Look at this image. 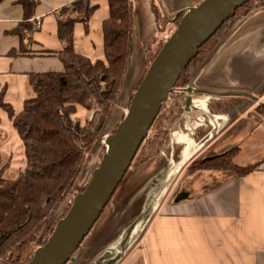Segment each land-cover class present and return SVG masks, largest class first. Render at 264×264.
<instances>
[{
    "label": "crops",
    "instance_id": "crops-1",
    "mask_svg": "<svg viewBox=\"0 0 264 264\" xmlns=\"http://www.w3.org/2000/svg\"><path fill=\"white\" fill-rule=\"evenodd\" d=\"M34 1L30 21L35 28L29 46L33 55L9 56L21 44L11 31L23 20V10L17 0H0V91L16 114L33 95L28 73L63 70L55 54L41 53L62 49L57 18L64 16L62 8L76 0ZM129 1L133 33L119 93L123 104L130 102L148 68L155 43L165 42L178 14L201 0H157L159 7L152 0ZM89 2L96 9L87 32L82 23L74 24L73 47L91 60L104 59L101 24L107 4L105 0ZM153 5L160 14L159 8L163 11L162 28ZM182 90V101L189 97L190 104L187 109L183 105L158 154L127 176L108 202L105 219L93 225L68 264H90L104 249L124 250L111 264H264V6L229 32L204 63L193 69ZM115 111L113 116L120 107ZM233 148L237 149L233 163L253 166V170L243 175L187 172L192 162ZM2 154L10 171L4 176L15 177L25 165L24 148L7 113L0 109ZM181 171L176 190L157 191L163 176L174 181ZM204 177L211 181L199 182ZM198 183H203L200 189ZM180 194L184 197L176 199Z\"/></svg>",
    "mask_w": 264,
    "mask_h": 264
},
{
    "label": "trees",
    "instance_id": "trees-1",
    "mask_svg": "<svg viewBox=\"0 0 264 264\" xmlns=\"http://www.w3.org/2000/svg\"><path fill=\"white\" fill-rule=\"evenodd\" d=\"M105 1L107 16L101 24L104 59L91 60L74 50V24L82 23L87 32L89 19L96 9L89 0H76L71 6L62 8L64 16L57 18V36L62 49L56 53L47 50L41 53L45 56L55 54L62 62L63 70L28 73L33 95L23 101L22 109L17 114L11 105L4 102V91H0V109L11 120L23 144L25 156V165L15 177L4 176L8 164L0 167V261L27 264L34 250L43 245L51 234L53 227L49 221L53 212L68 196H75L84 188L78 187V176L87 161V155L102 140L104 128L122 88L131 51L133 26L130 1ZM250 1L240 6L199 47L197 55L181 73L168 99L175 93L180 95L181 90L187 87L188 76L185 75L189 68L204 63L215 48L222 29H229L224 39L246 16L264 6L262 0L259 6L250 7L237 16V11ZM17 3L22 7L23 20L11 33L19 36L21 44L18 50L12 49L8 55H33L29 42H32L31 33L35 23L30 18L36 2L17 0ZM153 7L159 27L162 28L164 19ZM163 43H155L154 50L149 53L150 63ZM182 79L185 86L180 85ZM165 104L151 126L155 133L151 138L146 136L139 146L144 148L147 145L153 155L158 153L168 127L175 123L183 111L182 104H173L163 111ZM80 109L94 111L92 119L83 125L75 120ZM236 151L233 148L218 155L211 154L200 161L199 164L205 166L195 170H216L238 175L253 170V166L239 167L233 163Z\"/></svg>",
    "mask_w": 264,
    "mask_h": 264
},
{
    "label": "water",
    "instance_id": "water-1",
    "mask_svg": "<svg viewBox=\"0 0 264 264\" xmlns=\"http://www.w3.org/2000/svg\"><path fill=\"white\" fill-rule=\"evenodd\" d=\"M248 1L201 0L197 5L186 8L181 16L178 14L174 30L149 64L123 119L115 131L104 138L106 148L98 166L83 190L73 197L66 214L57 220L46 242L34 250L27 264H66L73 259V254L121 183L183 70L197 55L199 47ZM189 104L188 97L184 109ZM182 197L184 194L176 199ZM118 258L116 255L108 264Z\"/></svg>",
    "mask_w": 264,
    "mask_h": 264
},
{
    "label": "rangeland",
    "instance_id": "rangeland-1",
    "mask_svg": "<svg viewBox=\"0 0 264 264\" xmlns=\"http://www.w3.org/2000/svg\"><path fill=\"white\" fill-rule=\"evenodd\" d=\"M153 1V3L155 4V5H157V7H159V5H158V1L157 0H152ZM261 2H262V0H251L250 1V3L248 4V5H245L244 7H241L238 11H237V16L238 15H241L242 13H244V12H246L250 7H253V6H259L260 4H261ZM159 10H160V12H161V15H162V17H164L163 16V11H162V9L161 8H159ZM164 22H165V17H164ZM164 22H162L161 23V26H163L164 25ZM230 24V23H229ZM229 31V29L228 28H224V29H222L221 30V32H220V36H219V38L217 39V43L215 44V46L223 39V37L225 36V34L227 33ZM29 45L31 46L32 45V42L30 41L29 42ZM214 46V47H215ZM213 47V48H214ZM212 48V49H213ZM149 64H150V62H149ZM127 66V65H126ZM195 67H190L189 68V70H188V73L185 75V76H188V77H186V79L187 80H189V79H191V77H192V75H193V69H194ZM147 70V69H146ZM146 70L144 71V73L146 72ZM126 71V70H125ZM144 73H143V75H144ZM143 77V76H142ZM141 80V79H140ZM180 85L182 86H185L186 85V83H184V80L182 79L181 81H180ZM181 92H184V90H181ZM119 96L120 95H118V98H117V102H116V104H115V106L113 107V109H112V111H111V114H110V118H109V121H108V123H107V125H106V127L104 128V132H103V134H102V140L100 141V142H98L99 143V145H98V147L97 148H95L94 150H91L90 152H89V154L87 155V157H86V162L84 163V165H83V167H82V169H81V171H80V174H79V176H78V180H77V185H78V187H84L86 184H87V182H88V180L90 179V177H91V174H92V171L94 170V168H96L97 166H98V164H99V162H100V159H101V157H102V155H103V153L105 152V144H104V138L107 136V135H109V134H112L114 131H115V129H116V127H117V125H118V123L123 119V116H124V114H125V112H126V110H127V107H128V105H129V101H127V102H124V104H123V101H121V97H120V100H119ZM183 99L181 98V94L180 95H178V94H173L172 95V97L170 98V99H168L167 101H166V104H165V108H164V110L163 111H167L166 109L167 108H169V107H171L173 104H182L183 105V101H182ZM122 105V106H121ZM120 107V111H118V113H116L114 116H113V113L114 112H116L115 110L117 109V108H119ZM162 111V112H163ZM93 114H94V111H85V110H83V109H80V110H78V113H77V116H75V120H78V121H80V124L81 125H83L86 121H90L91 119H92V117H93ZM173 126V125H172ZM172 126H170V127H168V129H167V133H168V131H169V129L172 127ZM155 133V131L153 130V128L151 127V129H149V132H148V134H147V137H149V138H151V136L153 135ZM167 133H166V136H167ZM166 136H165V139H166ZM165 139H164V141H165ZM163 141V142H164ZM163 144V143H162ZM161 144V145H162ZM161 145H160V147H161ZM147 146V145H146ZM145 146V147H146ZM142 148V147H140L139 148V150L137 151V153H136V155H135V157H134V159L132 160V162H131V165H130V167H129V169L127 170V172H126V174H125V176L123 177V179H122V181H121V183L119 184V186H118V188L116 189V191L114 192V194H113V196H116L117 195V193H119V191L121 190V188H122V186H123V183L125 182V179L127 178V176L131 173V172H135L136 170H137V168L138 167H140L145 161L147 162V161H149L150 159H153V157H155L157 154H152V150H150V149H147V147L146 148ZM160 147H159V149H160ZM158 152H159V150H158ZM202 160V159H201ZM201 160H198V161H194V162H192L191 164H189L188 165V167H187V172L188 171H195V169H197V167H204L205 165H200L199 163H200V161ZM4 164H8V166H9V161L7 160V157L6 156H4L3 154L2 155H0V167L2 166V165H4ZM207 165V164H206ZM184 169H185V167H184ZM182 174H183V171H181V172H179V174H178V176H177V178L174 180V181H166L165 179H164V176H163V178H162V180H161V182L158 184V189H157V191H160L161 193H170V192H172L174 189L176 190V188H177V186L181 183L180 181L181 180H179V178H181V176H182ZM5 175V174H4ZM6 175H10V171L9 170H6ZM7 177V176H6ZM208 180V182H210L211 180L209 179V178H207V177H204V179L202 180V181H199V182H205L206 183V181ZM210 180V181H209ZM170 183V186L168 187V189L165 187V185H167V184H169ZM160 184H161V186L162 187H160ZM199 184V187H197L198 189H200L202 186H203V183H198ZM207 184V183H206ZM182 186H183V191L185 190V187H186V182H183L182 183ZM181 186V187H182ZM179 190H181L182 191V188L180 189L179 188ZM113 196L111 197V198H113ZM73 197L74 196H68L61 204H60V206L53 212V214H52V216H51V218H50V221H49V224H50V226H52L53 228H54V226H55V224H56V222H57V220L58 219H60V218H62L65 214H66V212H67V210L69 209L68 207H70V205H71V202H72V199H73ZM114 201V200H113ZM110 202V201H109ZM108 205H109V203H108ZM107 205V206H108ZM107 206L104 208V210H103V212L101 213V215H100V217L98 218V220L96 221V223L95 224H97V223H101L102 221H103V219H105V214H106V208H107ZM148 216V215H147ZM147 216H146V218H147ZM134 219H136V218H133V219H131V220H129V223H127V225L129 224H131L132 222H133V220ZM128 225V226H129ZM84 241V240H83ZM83 243V242H82ZM81 243V244H82ZM79 245V247L78 248H80V247H82L83 245ZM78 250V249H77ZM77 250H76V252H77ZM123 252H124V250H122L121 252H120V250L118 251H112V250H110V251H106V249H104V250H101L99 253H98V255L93 259V261L90 263V264H108V261L109 260H111V259H113V258H115L116 257V255H119V257H121L122 255H123ZM99 259V260H98ZM119 259V258H118ZM117 259V260H118ZM117 260H115V261H117ZM68 263H69V261H68ZM68 263H66V264H68ZM114 263V262H113Z\"/></svg>",
    "mask_w": 264,
    "mask_h": 264
},
{
    "label": "built area",
    "instance_id": "built-area-1",
    "mask_svg": "<svg viewBox=\"0 0 264 264\" xmlns=\"http://www.w3.org/2000/svg\"><path fill=\"white\" fill-rule=\"evenodd\" d=\"M40 26V23L39 22H37V27H39Z\"/></svg>",
    "mask_w": 264,
    "mask_h": 264
},
{
    "label": "flooded vegetation",
    "instance_id": "flooded-vegetation-1",
    "mask_svg": "<svg viewBox=\"0 0 264 264\" xmlns=\"http://www.w3.org/2000/svg\"><path fill=\"white\" fill-rule=\"evenodd\" d=\"M183 89H185V88H183ZM185 102V101H184ZM184 102H183V105H184ZM208 158V157H207ZM206 159V158H205Z\"/></svg>",
    "mask_w": 264,
    "mask_h": 264
}]
</instances>
